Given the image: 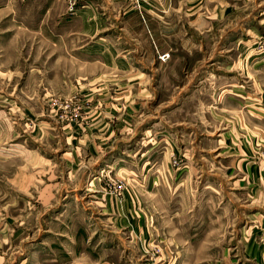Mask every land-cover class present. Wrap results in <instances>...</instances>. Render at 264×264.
<instances>
[{
  "label": "rangeland",
  "instance_id": "374dc122",
  "mask_svg": "<svg viewBox=\"0 0 264 264\" xmlns=\"http://www.w3.org/2000/svg\"><path fill=\"white\" fill-rule=\"evenodd\" d=\"M0 264H264V0H0Z\"/></svg>",
  "mask_w": 264,
  "mask_h": 264
},
{
  "label": "built area",
  "instance_id": "2783aa9c",
  "mask_svg": "<svg viewBox=\"0 0 264 264\" xmlns=\"http://www.w3.org/2000/svg\"><path fill=\"white\" fill-rule=\"evenodd\" d=\"M168 57H169V55H166V56L163 57V59L168 58Z\"/></svg>",
  "mask_w": 264,
  "mask_h": 264
},
{
  "label": "crops",
  "instance_id": "0c3cea01",
  "mask_svg": "<svg viewBox=\"0 0 264 264\" xmlns=\"http://www.w3.org/2000/svg\"><path fill=\"white\" fill-rule=\"evenodd\" d=\"M220 7H221V6H220ZM220 7H219V8H220ZM253 241L255 242V240H252V242H253ZM256 255H258V254H256ZM258 258H259V257H258Z\"/></svg>",
  "mask_w": 264,
  "mask_h": 264
}]
</instances>
